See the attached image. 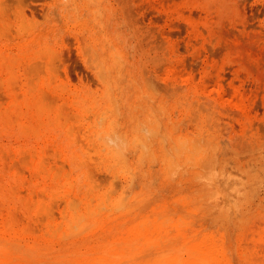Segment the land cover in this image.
<instances>
[{
	"label": "rangeland",
	"instance_id": "374dc122",
	"mask_svg": "<svg viewBox=\"0 0 264 264\" xmlns=\"http://www.w3.org/2000/svg\"><path fill=\"white\" fill-rule=\"evenodd\" d=\"M0 110V264H264V0H0Z\"/></svg>",
	"mask_w": 264,
	"mask_h": 264
},
{
	"label": "bare ground",
	"instance_id": "6f19581e",
	"mask_svg": "<svg viewBox=\"0 0 264 264\" xmlns=\"http://www.w3.org/2000/svg\"><path fill=\"white\" fill-rule=\"evenodd\" d=\"M87 3H88V2H87ZM2 56H3V55H2ZM36 60H37V59H36ZM115 60H116V59H115ZM113 61H114V59H113ZM8 67H9V66H8ZM48 67H49V66H48ZM51 69H52V68H51ZM51 71H52V70H51ZM34 74H35V73H34ZM118 74H119V73H118ZM9 77H10V76H9ZM24 78H25V77H24ZM26 78H27V76H26ZM53 78H54V77H53ZM10 79H11V78H10ZM34 79H35V78H34ZM2 80H4V79H1V81H2ZM7 82H8V81H7ZM7 82H6V83H7ZM52 82H53V81H52ZM29 84H31V83H29ZM28 88H29V87H28ZM45 91H46V90H45ZM43 92H44V91H43ZM111 92H112V91H111ZM109 93H110V92H109ZM110 94H111V93H110ZM43 95H44V94H43ZM137 95H138V94H137ZM16 96H17V95H16ZM62 96H63V95H62ZM62 96H61V97H62ZM111 96H112V95H111ZM43 97H44V96H43ZM50 98H51V96H50ZM52 98H55V97H52ZM53 101H55V100H53ZM2 103H3V102H2ZM62 103H63V102H62ZM64 103H65V102H64ZM45 105H46V104H45ZM117 105H118V104H117ZM134 105H135V104H134ZM10 106H11V104H10ZM64 106H66V105H64ZM135 106H137V105H135ZM1 107H2V106H1ZM8 107H9V105H8ZM59 107H60V106H59ZM64 108H65V107H64ZM67 108H69V106H68ZM67 108H66V110H67ZM115 108H116V107H115ZM19 109H20V108H19ZM106 109H107V108H106ZM111 109H112V108H111ZM1 110H2V109H1ZM1 110H0V112H2ZM6 110H8V109L6 108ZM63 110H64V109H63ZM117 110H118V108H117ZM59 111H60V110H59ZM61 111H62V110H61ZM108 111H109V109H108ZM8 112H9V111H8ZM19 112H20V111H19ZM19 112H18V113H19ZM60 113H61V112H60ZM60 113H59V114H60ZM62 113L65 115L64 112H62ZM66 113H67V112H66ZM0 114H2V113H0ZM11 114H12V113H11ZM96 114H97V113H96ZM13 115H14V114H13ZM117 115H119V114L117 113ZM136 115H137V114H136ZM0 116H1V115H0ZM3 116H4V114H3ZM6 116H7V115H6ZM6 116H5V117H6ZM62 116H63V115H62ZM68 116H69V113H68ZM12 117L14 118V116H12ZM63 117H64V116H63ZM70 117H72V116H70ZM60 118H61V117H60ZM113 118H114V117H113ZM5 119H6V118H5ZM15 119H16V117L14 118V121H15ZM100 119H101V118H99L98 120L100 121ZM130 119H131V118H130ZM63 120H64V119H63ZM65 120H68V118L65 119ZM116 120H117V119H116ZM63 122L65 123V121H63ZM6 123H7V122H6ZM100 123H101V122H100ZM117 123H118V122H117ZM136 123H138V122L136 121ZM112 124H113V123H112ZM12 125H13V124H12ZM61 125H62V123H61ZM73 125H74V124H73ZM98 125H99V124H98ZM136 125H138V124H136ZM62 126H63V125H62ZM74 126H75V125H74ZM111 126H112V125H111ZM116 126H117V125H116ZM143 126H144V125H143ZM25 127H26V126H25ZM144 128H145V127H144ZM132 129H133V128H132ZM154 130H155V129H154ZM154 130H153V131H154ZM76 131H78V130L76 129ZM112 131H113V130H112ZM112 131H111V132H112ZM115 132H116V130H115ZM142 132H143V131H142ZM70 133H71V132H70ZM113 133H114V132H113ZM113 133H112V134H113ZM145 133H146V132H145ZM136 135H137V134H136ZM136 135H135V137H136ZM150 135H151V133H150ZM104 136H105V135H104ZM109 136H110V133H109ZM142 136H143V135H142ZM144 136H145V135H144ZM124 137H125V136H124ZM124 137H123V138H124ZM133 138H134V137H133ZM133 138H132V139H133ZM137 138H138V137H137ZM165 138H166V137H165ZM77 139H78V137H77ZM148 139H149V138H148ZM112 140H113V139H112ZM116 140H117V139H116ZM121 140H122V139H121ZM144 140H145V139H144ZM146 141H147V140H146ZM161 141H162V140H161ZM164 141H165V140H164ZM184 141H186V140H184ZM191 141H192V140H191ZM134 142H135V141H134ZM132 143H133V142H132ZM137 143H138V142H137ZM137 143H136V144H137ZM142 143H143V142H142ZM187 143H188V141H187ZM84 144H85V143H84ZM127 144H128V143H127ZM88 145H89V144H88ZM106 145H107V143H106ZM139 145H140V144H139ZM149 145H150V144H149ZM191 145H192V142H191ZM115 146H116V145H115ZM134 146H135V145H134ZM140 146H141V145H140ZM138 147H139V146H138ZM146 147H147V146H146ZM148 147H149V146H148ZM186 147H188V146H186ZM193 147H194V146H192V148H193ZM50 148H51V147H50ZM117 148H118V147H117ZM192 148H191V149H192ZM145 149H146V148H145ZM145 149H144V150H145ZM149 149H150V148H149ZM193 149H194V148H193ZM27 150H28V149H27ZM50 150H51V149H50ZM102 150H103V149H102ZM181 150H185V151H186V150H188V149H185V146H184L183 149H181ZM10 151H11V150H10ZM32 151H34V150H32ZM108 151H109V150H108ZM142 151H143V149H142ZM147 151H148V149H147ZM147 151H145V153H146ZM191 151H192V150H191ZM4 152H6V151H4ZM59 152H60V151H59ZM115 152H117V151L115 150ZM165 152H168V151H165ZM181 152H182V151H181ZM32 153H33V152H32ZM56 153H57V152H56ZM117 153H118V152H117ZM143 153H144V152H143ZM143 153H142V154H143ZM145 153H144V154H145ZM192 153H193V152H192ZM41 154H42V150H41ZM142 154H141V156H142ZM163 154H164V153H163ZM180 154H182V153H180ZM31 155H32V154H31ZM48 155H49V154H48ZM119 155H121V154L119 153ZM148 155H149V154H148ZM189 155L192 156L193 154H192V155L189 154ZM33 156H34V155H33ZM43 156H44V155H43ZM141 156H140V157H141ZM165 156H166V154H165ZM169 156H170V155H169ZM169 156H168V157H169ZM31 157H32V156H31ZM47 157H48V156H47ZM50 157H51V156H50ZM122 157H125V156L123 155ZM163 157H164V156H163ZM19 158H21V157H18V159H19ZM45 158H46V157H45ZM51 158H52V157H51ZM125 158H126V157H125ZM138 158H139V157H138ZM152 158H154V157H152ZM164 158H165V157H164ZM164 158H163V159H164ZM188 158H189V157H188ZM42 159H43V158H42ZM118 159L120 160L119 156H118V158H117V161H119ZM150 159H151V158H150ZM163 159H162V160H163ZM168 159H169V161H170V157H169ZM168 159H167V161H166L167 163H169V162H168ZM186 159H187V158H186ZM189 159H190V158H189ZM16 160H17V159H16ZM25 160H26V159H25ZM31 160H33V159H31ZM138 160L141 162L142 159L139 158ZM145 160H146V159H145ZM148 160H149V159H148ZM171 160H172V159H171ZM187 160H188V159H187ZM22 161H23V160H22ZM28 161H30V160H29V157H28ZM163 161H164V160H163ZM184 161H185V159H184ZM191 161H192V158H191ZM20 162H21V160H20ZM119 162H120V161H119ZM16 163H17V162H16ZM29 163H30V162H29ZM31 163H32V162H31ZM88 163H89V162H88ZM154 163H155V162H154ZM182 163H183V162H182ZM184 163H185V162H184ZM184 163H183V164H184ZM11 164H12V163H11ZM26 164H27V163H26ZM54 164H55V163H54ZM112 164H113V163H112ZM125 164H126V163H125ZM30 165H31V164H30ZM41 166H42V165H41ZM89 166H90V165H89ZM92 166H93V165H92ZM5 167H6V165H5ZM11 167H12V166H11ZM51 167H52V166H51ZM54 167H55V166H54ZM56 167H57V166H56ZM56 167H55V168H56ZM61 167H62V166H61ZM90 167H91V166H90ZM124 167H125V166H124ZM6 168H7V167H6ZM30 168H31V167H30ZM40 168H41V167H40ZM57 168H60V167H57ZM126 168H128V167H126ZM17 169H18V168H17ZM45 169H46V168H45ZM32 170H33V169H32ZM40 170H41V169H40ZM46 170H47V169H46ZM56 170H57V169H56ZM91 170H93L92 167H91ZM91 170H90V171H91ZM66 171H67V170H66ZM93 171H94V170H93ZM16 172H17V171H16ZM34 172H35V171H34ZM39 172H41V171H39ZM44 172H46V171L44 170ZM47 172H48V171H47ZM53 172H54V171H53ZM57 172H58V171H57ZM60 172H61V171H60ZM68 172H69V171H68ZM91 173H92V172H91ZM27 174H28V173H27ZM35 174H36V173H35ZM30 175H31V174H30ZM32 175H33V174H32ZM36 175H37V174H36ZM38 175H39V174H38ZM67 175H68V174H67ZM88 175H90V174H88ZM92 175H93V173L91 174V176H92ZM167 175H170V174L168 173ZM167 175H165V176H167ZM16 176H17V175H16ZM45 176H46V175H45ZM55 176H56V175H55ZM100 182H101V183H104V182H102V181H100ZM12 186H14V185H12ZM36 186H37V185H36ZM70 186H71V185H70ZM97 186H98V185H97ZM16 187H17V186H16ZM94 187H95V186H94ZM13 189H14V188H13ZM14 191H15V190H14ZM122 191H123V190H122ZM56 192H58V191H56ZM107 192H108V191H107ZM54 193H55V192H54ZM114 193H115V192H114ZM66 194H67V193H66ZM126 194H127V193H126ZM68 195H69V194H68ZM106 195H108V194H106ZM58 196H59V195H58ZM64 196H65V195H64ZM125 196H126V195H125ZM44 197H45V196H44ZM107 197H108V196H107ZM123 197H124V196H123ZM156 197H157V196H156ZM149 198H150V197H149ZM51 199H52V198H51ZM53 199H54V198H53ZM53 199H52V200H53ZM123 199H124V198H123ZM78 201H79V200H78ZM101 201H102V199H101ZM105 201H107V200H105ZM120 201H121L122 204L124 205V203H123V201H122V196H121ZM120 201L117 202L116 206H119V205H120V203H121ZM43 202H44V201H43ZM79 202H80V201H79ZM147 202H148V201H147ZM77 203H78V202H77ZM77 203H76V204H77ZM30 204H31V203H30ZM72 204H75V203H73V201H72ZM143 204H144V203H143ZM69 205L71 206V203H69ZM87 205H88V204H87ZM123 205H122V206H123ZM126 205L128 206V203H127ZM79 206H80V205H79ZM97 206H98V205H97ZM114 206H115V204H114ZM116 206H115V207H116ZM77 207H78V206H77ZM99 207H100V206H98V208H99ZM115 207H114V208H115ZM119 207H120V206H119ZM142 207H143V206H142ZM70 208H71V207H70ZM73 208H74V207H73ZM87 208H88V207H87ZM102 208H103V207H102ZM104 208H106V207H104ZM116 208H117V207H116ZM124 208H125V207H124ZM117 209H118V208H117ZM140 209H141V208H140ZM27 210H28V209H27ZM29 210H30V209H29ZM31 210H32V208H31ZM41 210H42V209H41ZM77 210H78V209H77ZM92 210H93V209H92ZM92 210H90V212H93ZM100 210H101V209H100ZM108 210H109V209H108ZM87 211H88V209H87ZM44 212H45V211H44ZM88 212H89V211H88ZM90 212H89V213H90ZM97 212H98V211H97ZM110 212H111V211H110ZM112 212H113V211H112ZM76 214H77V213H76ZM91 214H92V213H91ZM80 215H81V214H80ZM84 215H85V214H84ZM84 215L82 214V216H80V217H83ZM94 215H95V214H94ZM106 215H107V214H106ZM86 216H87V215H86ZM90 216H92V215H90ZM107 216H109V215H107ZM48 217H49V216H48ZM34 218H35V217H34ZM99 218H100V217H99ZM99 218H98V219H99ZM36 219H37V218H36ZM45 219H46V218H45ZM45 219H44V220H45ZM76 219H77V218H76ZM78 219H79V218H78ZM95 219H96V218H95ZM98 219H97V220H98ZM34 220H35V219H34ZM51 220H52V219H51ZM69 221H70V220H69ZM78 221H79V220H78ZM84 221H85V220H84ZM85 222L88 223V220L85 221ZM90 222H91V221H90ZM93 222H94V221H93ZM51 223H52V221H51ZM70 223H71V222H70ZM83 223H84V222H83ZM97 223H98V222H97ZM60 224H61V223H60ZM92 224L94 225V223H92ZM47 225H48V223H47ZM47 225H46V226H47ZM69 225L71 226V224H69ZM100 225H101V224H100ZM51 227H52V226H51ZM60 227H61V226H60ZM91 227H92V226H91ZM89 228H90V227H89ZM59 229H60V228H59ZM69 229H72V228H69ZM84 229H85V228H84ZM118 229H119V228H118ZM57 230H58V228H57ZM57 230H56V231H57ZM62 230H63V229H62ZM86 230H87V229H86ZM45 231H46V230H45ZM51 231H52V230H51ZM72 231H73V230H72ZM63 232H64V231H63ZM70 232H71V231H70ZM70 232H69V233H70ZM66 233H67V232H66ZM66 233H65V234H66ZM54 234H55V233H54ZM54 234H53V235H54ZM61 234H62V233H61ZM70 234H71V233H70ZM62 235H64V234H62ZM62 235H60V236H62ZM68 235H69V234H68ZM125 254H126V253H125ZM128 255H129V254H128ZM125 256H126V255H125Z\"/></svg>",
	"mask_w": 264,
	"mask_h": 264
}]
</instances>
